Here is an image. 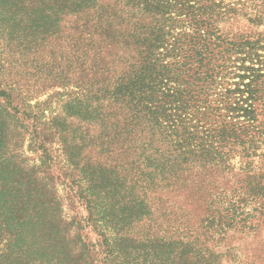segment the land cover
Returning <instances> with one entry per match:
<instances>
[{"label":"trees","instance_id":"16d2710c","mask_svg":"<svg viewBox=\"0 0 264 264\" xmlns=\"http://www.w3.org/2000/svg\"><path fill=\"white\" fill-rule=\"evenodd\" d=\"M0 264H264V0H0Z\"/></svg>","mask_w":264,"mask_h":264},{"label":"rangeland","instance_id":"374dc122","mask_svg":"<svg viewBox=\"0 0 264 264\" xmlns=\"http://www.w3.org/2000/svg\"><path fill=\"white\" fill-rule=\"evenodd\" d=\"M48 88H51V90L54 88L52 87V83H50L49 85H47ZM57 89V88H56ZM40 98H45V95H42ZM61 186H59V193L62 195L63 198V212L66 216L67 219H76V220H82V218L87 216L86 211L84 210V208L79 205V204H75L74 205H69L66 197L64 195V191L60 188ZM82 225L84 226V229H82V235H83V239L84 241L89 242L90 244L94 245V252H98L99 249L101 248L98 247V243L101 241V238H99L98 234L96 233V231L90 226V225H86L84 222H82ZM237 238H234L233 243H237ZM241 244H243L242 242H240Z\"/></svg>","mask_w":264,"mask_h":264}]
</instances>
